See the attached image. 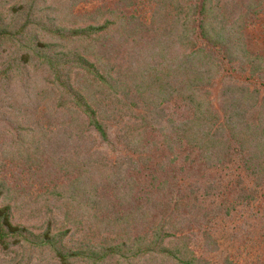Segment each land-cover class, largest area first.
I'll return each mask as SVG.
<instances>
[{"label": "trees", "instance_id": "obj_1", "mask_svg": "<svg viewBox=\"0 0 264 264\" xmlns=\"http://www.w3.org/2000/svg\"><path fill=\"white\" fill-rule=\"evenodd\" d=\"M0 264H264V0H0Z\"/></svg>", "mask_w": 264, "mask_h": 264}, {"label": "rangeland", "instance_id": "obj_2", "mask_svg": "<svg viewBox=\"0 0 264 264\" xmlns=\"http://www.w3.org/2000/svg\"><path fill=\"white\" fill-rule=\"evenodd\" d=\"M143 1H146V0H143Z\"/></svg>", "mask_w": 264, "mask_h": 264}]
</instances>
